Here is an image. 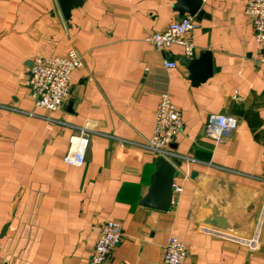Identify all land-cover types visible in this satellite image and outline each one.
Here are the masks:
<instances>
[{
	"label": "crops",
	"instance_id": "1",
	"mask_svg": "<svg viewBox=\"0 0 264 264\" xmlns=\"http://www.w3.org/2000/svg\"><path fill=\"white\" fill-rule=\"evenodd\" d=\"M201 1L188 38L194 59L211 54L213 74L193 86L182 46L146 42L188 16L176 0H80L69 19L58 0H0V264H89L110 220L123 238L105 264H164L171 236L187 245L185 264H264V64L247 0ZM70 50L84 67L68 99L55 112L36 107L34 59ZM163 94L184 121L170 211L141 205L159 159L142 146ZM219 114L239 126L215 145L205 129ZM79 127L94 133L72 167L63 158Z\"/></svg>",
	"mask_w": 264,
	"mask_h": 264
},
{
	"label": "built area",
	"instance_id": "2",
	"mask_svg": "<svg viewBox=\"0 0 264 264\" xmlns=\"http://www.w3.org/2000/svg\"><path fill=\"white\" fill-rule=\"evenodd\" d=\"M245 14L252 24L254 41L260 52V56L255 61L258 64H264V0H247ZM199 26L195 17L185 16L171 23L165 30L151 33L147 36L146 42L159 51H166L174 45H180L184 49L185 57L193 59L196 48L188 35L197 30ZM164 66L175 69L178 67V62L165 60ZM83 67V57L75 50H70L61 56L35 58L28 79V87L35 106L50 112L60 110L70 95L73 73ZM238 126L239 121L234 116L211 115L206 123V136L215 145H219L230 137ZM183 127L184 121L180 110L168 94L161 95L155 114L153 135L142 148L167 162L180 159V156L173 151L172 145ZM93 133L85 127L75 129L70 139V149L63 158L66 165L72 167L84 165ZM176 190L180 191L178 188ZM214 234L225 238V235ZM122 238L123 226L119 221L105 222L89 264H105L110 261L121 244ZM248 245L256 248L257 242L252 241ZM187 257V245L175 236L169 237L163 250V263L185 264Z\"/></svg>",
	"mask_w": 264,
	"mask_h": 264
},
{
	"label": "water",
	"instance_id": "3",
	"mask_svg": "<svg viewBox=\"0 0 264 264\" xmlns=\"http://www.w3.org/2000/svg\"><path fill=\"white\" fill-rule=\"evenodd\" d=\"M62 13L66 19L70 18L71 11L80 5V0H58ZM176 8L182 16L188 15L200 20L205 16L201 0H176ZM181 63L188 67L193 86H199L206 82L213 74L211 54L203 53L200 59L183 58ZM203 68V69H202ZM175 167L166 160H157L156 171L151 179V186L147 195L141 201V205L170 211L173 207V197L176 190L175 179L177 178Z\"/></svg>",
	"mask_w": 264,
	"mask_h": 264
},
{
	"label": "trees",
	"instance_id": "4",
	"mask_svg": "<svg viewBox=\"0 0 264 264\" xmlns=\"http://www.w3.org/2000/svg\"><path fill=\"white\" fill-rule=\"evenodd\" d=\"M256 136H257V139L261 141V138H260L259 134H257Z\"/></svg>",
	"mask_w": 264,
	"mask_h": 264
}]
</instances>
